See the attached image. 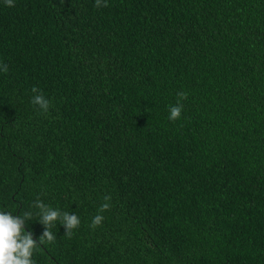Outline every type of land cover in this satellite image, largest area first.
Here are the masks:
<instances>
[{"label":"trees","instance_id":"trees-1","mask_svg":"<svg viewBox=\"0 0 264 264\" xmlns=\"http://www.w3.org/2000/svg\"><path fill=\"white\" fill-rule=\"evenodd\" d=\"M14 4L0 0V210L31 212L37 241V198L80 219L70 239L57 221L36 264H264V0Z\"/></svg>","mask_w":264,"mask_h":264},{"label":"clouds","instance_id":"clouds-1","mask_svg":"<svg viewBox=\"0 0 264 264\" xmlns=\"http://www.w3.org/2000/svg\"><path fill=\"white\" fill-rule=\"evenodd\" d=\"M4 3L8 7H14V0H4ZM95 7H107V0H95ZM0 71L4 73L8 72L7 64H0ZM31 91L35 94L32 96L30 103L34 107H38L42 113H47L51 102L45 98L42 90L33 86ZM177 101L175 105H170L168 108L170 121H177L180 119L183 104L182 100L187 99L188 93L180 91L176 94ZM104 203L100 205L98 213H103L110 210L111 200L110 195L103 197ZM33 206L39 209L37 215L39 216V222L44 226L43 233L39 236V240L33 238L31 232L25 231L26 220L32 219L31 212H25L23 216L13 215L11 212L0 210V264H36V261L32 259L34 252L37 250L40 244H52L56 241V235L51 229L56 226L57 221L65 228L64 235L69 239L72 238L74 229L79 228L80 219L77 214H69V212H61L59 209H54L39 198L34 202ZM104 220L102 214L95 215L89 227L95 229L100 226Z\"/></svg>","mask_w":264,"mask_h":264}]
</instances>
